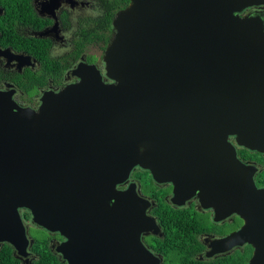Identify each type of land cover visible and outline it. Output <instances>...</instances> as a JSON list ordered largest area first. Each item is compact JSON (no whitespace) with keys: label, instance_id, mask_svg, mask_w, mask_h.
Here are the masks:
<instances>
[{"label":"water","instance_id":"obj_1","mask_svg":"<svg viewBox=\"0 0 264 264\" xmlns=\"http://www.w3.org/2000/svg\"><path fill=\"white\" fill-rule=\"evenodd\" d=\"M259 6L129 0L112 20L104 75L79 64L78 82L43 92L36 110L0 92V244L27 256L25 210L66 239L67 264H158L140 241L158 232L150 203L135 184L116 189L139 167L173 181L175 204L192 185L217 219L243 220L208 256L248 244V264H264V189L235 149L264 154V20L241 16Z\"/></svg>","mask_w":264,"mask_h":264},{"label":"flooded vegetation","instance_id":"obj_2","mask_svg":"<svg viewBox=\"0 0 264 264\" xmlns=\"http://www.w3.org/2000/svg\"><path fill=\"white\" fill-rule=\"evenodd\" d=\"M123 2L124 0H0V92H10L13 102L21 108L36 110L43 92L57 93L78 82L72 71L79 64L94 65L104 75V50L99 42L102 33H90L89 29H101L104 12L116 8V14L129 5L128 0L124 6H120ZM248 14L259 15L264 20V6L248 8L241 16ZM45 60L59 63L62 67L60 70H63L60 79L44 77ZM26 83L30 86H25ZM228 142L233 144V137L229 136ZM235 149L240 162L257 168L254 182L258 189H264V154L238 146ZM130 184L137 185L138 195L150 203L145 214L153 219L158 232L140 234V241L158 260V264H180L177 260L179 257L192 255L196 264H232L234 261L248 264L253 253V248L248 244L207 255L213 242L237 232L244 222L236 214L217 219V209L213 207L216 203L202 206L200 189L193 191L192 185H187V191L183 190L178 204H175L172 202L173 181L157 183L150 171L139 167H135L129 178L116 189L124 191ZM159 205L164 208L162 212L158 211ZM168 212L171 215H167ZM20 216L28 239L34 243L35 239L42 237L32 236L31 227L40 230L39 232L43 231V239L48 241L51 255L59 264H67L57 251V247L66 239L57 232H48L31 224V217L25 219L21 210ZM174 216L179 242L183 244V249L179 248L184 251L181 256H176V249H169L167 230L173 227L171 217ZM5 245L9 244H0V251ZM32 246L26 247V257L18 255L10 245L9 249L19 264H32L39 257Z\"/></svg>","mask_w":264,"mask_h":264},{"label":"trees","instance_id":"obj_3","mask_svg":"<svg viewBox=\"0 0 264 264\" xmlns=\"http://www.w3.org/2000/svg\"><path fill=\"white\" fill-rule=\"evenodd\" d=\"M128 0H124V2L120 5V6H124L126 4ZM115 11L116 8L114 9H109L106 12H104L102 18H101V29L100 28H91L89 29V32H93L96 33L98 31H100L102 33V36L100 37L101 39H99L100 42V47L105 51L110 38H111V34L113 33V28H112V20L115 16ZM43 67H44V77L48 78V77H52V78H59L61 77L63 70L60 68H62L61 66H59V63L56 62H49L48 60L43 62ZM55 70V71H54ZM25 86H30L29 84H25ZM245 150V149H244ZM141 181V179H139ZM143 189H145V187H142ZM164 210L163 206L161 207L160 205L158 206V211L162 212ZM167 215H171L169 212L167 213ZM23 217L25 219H30V214L25 211L23 213ZM173 218L172 222H173V227L169 230H167L168 232V237L170 239V243H169V249L173 250L176 249V256H181L182 253H184V251L179 250V248L181 247L183 249V244L181 243V241L179 242V233H178V229H177V224H176V216L171 217ZM42 238V237H41ZM35 239L34 243L32 244L34 247V250L39 253V257L34 260L32 262V264H59L58 261L56 260V258H54L51 255V252L48 249V241L46 239ZM187 241V239H185V242ZM35 248H39V250H36ZM180 248V249H181ZM249 255H250V250H249ZM178 262H180V264H196L195 259L193 258V255L190 257L184 256V257H179ZM0 264H19V262L14 259L11 255L10 249H9V245H5V247L2 248V250L0 251ZM232 264H243L242 262L239 261V263H236L235 261Z\"/></svg>","mask_w":264,"mask_h":264},{"label":"rangeland","instance_id":"obj_4","mask_svg":"<svg viewBox=\"0 0 264 264\" xmlns=\"http://www.w3.org/2000/svg\"><path fill=\"white\" fill-rule=\"evenodd\" d=\"M103 66H104V64H103ZM143 190H144V189H143ZM23 211L25 212V210H21V213H22V214H23ZM29 223H30V222H29ZM30 230H31V233H30V234H31L32 236H36V237H38V238H40V236H42V238H43V231H42V232H39L40 230L37 231V230L35 229V227H31ZM42 238H41V239H42ZM176 259H177V258H176ZM176 259H175V260H176Z\"/></svg>","mask_w":264,"mask_h":264}]
</instances>
